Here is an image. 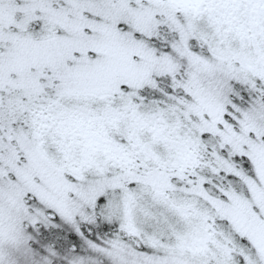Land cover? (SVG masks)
Masks as SVG:
<instances>
[{
  "label": "snow or ice",
  "instance_id": "obj_1",
  "mask_svg": "<svg viewBox=\"0 0 264 264\" xmlns=\"http://www.w3.org/2000/svg\"><path fill=\"white\" fill-rule=\"evenodd\" d=\"M0 264H264V0H0Z\"/></svg>",
  "mask_w": 264,
  "mask_h": 264
}]
</instances>
